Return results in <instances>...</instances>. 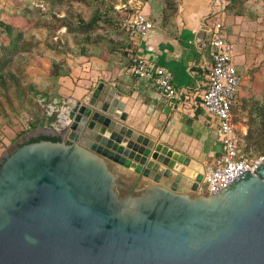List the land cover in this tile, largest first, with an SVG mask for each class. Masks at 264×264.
<instances>
[{
    "label": "water",
    "instance_id": "95a60500",
    "mask_svg": "<svg viewBox=\"0 0 264 264\" xmlns=\"http://www.w3.org/2000/svg\"><path fill=\"white\" fill-rule=\"evenodd\" d=\"M64 106L0 156V264H264V159L205 195L112 86Z\"/></svg>",
    "mask_w": 264,
    "mask_h": 264
},
{
    "label": "rangeland",
    "instance_id": "374dc122",
    "mask_svg": "<svg viewBox=\"0 0 264 264\" xmlns=\"http://www.w3.org/2000/svg\"><path fill=\"white\" fill-rule=\"evenodd\" d=\"M165 1L167 0H0V19L19 23L18 18L30 13L39 21V26L23 30L19 46L21 43L25 48L15 54L10 71L24 83H31L39 91L46 92L53 87L50 79L52 64L59 63L62 69H70L72 73V68L83 64V57H80L82 47L89 58L100 59L105 55L116 57L107 64H110V70L114 66L122 69L128 62L131 63L135 55L133 49L129 48L131 40L122 26L124 19L129 18L132 13L143 12L150 15L155 27L162 28V24L168 21L175 24L182 9L188 11L192 5L186 0H172V8L164 14L168 20L162 21ZM205 2L206 8L203 9L204 4H200L197 9L207 11L201 16L200 22L206 16L208 21L220 20L233 45L236 68L242 81L233 107L234 116L239 126L247 129L250 107L255 103L264 104V0H204L203 3ZM97 11L104 15L105 18H102L107 22L102 19L95 29L85 34L70 32V28L67 30L66 27L58 28L62 21L74 27L78 21L75 16L81 15L87 20ZM113 23H116V27H113ZM58 83L61 86L60 80ZM27 131L28 118L23 113L10 116L7 124L0 120V156ZM238 147L243 150V140L238 142ZM203 164L191 163L190 166L201 167Z\"/></svg>",
    "mask_w": 264,
    "mask_h": 264
},
{
    "label": "crops",
    "instance_id": "0c3cea01",
    "mask_svg": "<svg viewBox=\"0 0 264 264\" xmlns=\"http://www.w3.org/2000/svg\"><path fill=\"white\" fill-rule=\"evenodd\" d=\"M186 1L192 4L191 7L188 11L182 9L175 24L170 23V32L154 26L143 38L131 36L135 52L133 58L140 57L149 67L171 74L172 84L180 93L174 107L150 81L134 77L128 68L114 66L110 70L107 63L95 57H83L81 67L72 68L69 77L60 79L58 92L60 106L65 108L64 104L71 99H81L102 81L116 89L136 130L148 135L155 143L179 152L192 164L207 165L221 150L216 139L217 121L201 107L206 75L211 65L209 51L197 49L193 44L194 35L201 26L200 18L207 12L197 9L200 4L206 8L207 1ZM237 132L243 136L246 128L237 123Z\"/></svg>",
    "mask_w": 264,
    "mask_h": 264
},
{
    "label": "built area",
    "instance_id": "2783aa9c",
    "mask_svg": "<svg viewBox=\"0 0 264 264\" xmlns=\"http://www.w3.org/2000/svg\"><path fill=\"white\" fill-rule=\"evenodd\" d=\"M197 29L193 44L197 49L209 51L210 67L206 75L205 90L201 98V107L216 121V139L221 147L220 153L210 164L204 167L203 184L200 192L214 195L225 189L230 182L242 173L258 168L264 157L245 158L238 147L242 135H238L237 123L232 115L236 102L241 77L234 64V49L223 23L208 17ZM122 26L135 38H143L154 25L143 12H136L124 19ZM128 72L139 79L148 80L160 92L162 97L174 107L179 92L172 84L170 73L158 68H151L140 58L132 59ZM65 110L57 101L47 106V115L58 113L52 129L59 130L64 125L62 113Z\"/></svg>",
    "mask_w": 264,
    "mask_h": 264
},
{
    "label": "trees",
    "instance_id": "16d2710c",
    "mask_svg": "<svg viewBox=\"0 0 264 264\" xmlns=\"http://www.w3.org/2000/svg\"><path fill=\"white\" fill-rule=\"evenodd\" d=\"M230 1L237 2L240 0ZM172 6V0L165 1L164 8L162 9V21L168 20L164 14L166 15V11L169 10V8H172ZM134 14L135 13H132L129 17ZM26 15V17L23 16L18 18L19 23L14 20H10L9 22L0 19V120L7 124L10 120V116H16L23 113L28 118V130H33L37 127L50 128L51 124L56 122L58 113H52L51 116H48L47 106L52 104L53 101H57L60 105L61 97L58 92L60 85L58 82L61 78L69 77L71 72L70 69H62L63 67L59 63L52 64L53 67L50 71V79L53 82V87L46 92L39 91L31 83H24L21 79L16 78L11 73L10 70L12 67L10 65L15 54L20 49L24 51L25 48L21 43L19 46V40H21L23 30L39 26V21L33 18L30 13ZM149 16L150 15H148L149 21L154 25V22ZM102 17H104V15H100L98 11L87 20L79 15L78 17L75 16V20L78 19V21L74 24V27H71L72 25L68 26L62 21L59 23L58 28L66 27L67 30L70 28V32L85 34L95 29L98 22L105 18ZM54 18H56L55 15ZM104 21L107 22L106 19H104ZM166 24L168 25L166 26ZM114 26L116 27V23H113V27ZM162 28H165L170 32V22L168 21L167 23L162 24ZM126 34L131 40V35L128 32H126ZM131 44L132 40L129 42V48L134 49L131 47ZM114 47H116V44H114ZM82 50H84V47H82L80 51V57L89 58V55ZM112 58L116 59V57H109L108 55L101 56L100 59L105 63H110L109 60H114ZM120 64L122 63L120 62ZM130 64L131 63L128 62L123 68H129ZM232 115L236 122L234 108H232ZM40 140L58 141L56 138L39 137L31 142ZM241 140L244 141V148L241 152L245 158L264 157V104L255 103L250 107L247 129L245 134L241 136Z\"/></svg>",
    "mask_w": 264,
    "mask_h": 264
},
{
    "label": "bare ground",
    "instance_id": "6f19581e",
    "mask_svg": "<svg viewBox=\"0 0 264 264\" xmlns=\"http://www.w3.org/2000/svg\"><path fill=\"white\" fill-rule=\"evenodd\" d=\"M174 156H176V154L175 153H171V157H174ZM200 171H197V172H194V171H192V175L190 176V178H193L196 174H198Z\"/></svg>",
    "mask_w": 264,
    "mask_h": 264
},
{
    "label": "flooded vegetation",
    "instance_id": "af4514ba",
    "mask_svg": "<svg viewBox=\"0 0 264 264\" xmlns=\"http://www.w3.org/2000/svg\"><path fill=\"white\" fill-rule=\"evenodd\" d=\"M37 139V138H36Z\"/></svg>",
    "mask_w": 264,
    "mask_h": 264
}]
</instances>
